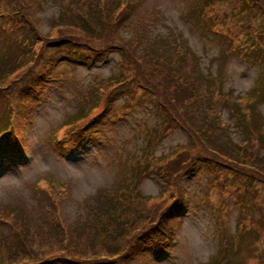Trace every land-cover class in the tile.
I'll list each match as a JSON object with an SVG mask.
<instances>
[{
    "label": "rangeland",
    "instance_id": "374dc122",
    "mask_svg": "<svg viewBox=\"0 0 264 264\" xmlns=\"http://www.w3.org/2000/svg\"><path fill=\"white\" fill-rule=\"evenodd\" d=\"M25 1L35 10L40 30L46 32L58 19L61 0ZM204 1L143 0L137 5L133 0V13L120 19L116 29L128 44H138L148 71L152 72L163 60L168 69L181 74L183 84L188 83L197 91V100L187 111L180 112L193 109L189 120L196 128L203 125L202 111L211 105L209 100L218 99L213 91L241 96V106H233L232 110L222 102L219 119L226 125L214 129V139L206 138V143L215 148L216 138L226 144L229 154L233 152L232 144L243 145L238 150L240 160L264 173V39L259 34L264 15L259 14L255 20L249 17L251 11L261 10L260 3L255 6L247 0H214L216 10L212 12L208 9L211 2ZM196 4H200L196 11L203 16L202 21L194 13ZM215 17L223 22L215 23ZM22 32L29 35L30 30L9 27L0 19V54L5 49L10 54L18 53L15 41ZM51 48L52 44H48L47 55ZM58 48V61L45 75L39 91L33 89L36 84L32 78L21 83L15 94L17 127L20 129L23 122L26 125V135L21 140L25 146L13 162L7 157L0 159V207L11 206L29 216H39L44 200L32 191L34 180L51 177L67 184L61 215L72 224L80 223L87 213L88 219H94L96 229L107 220L102 210L94 212V195L101 196L100 204L108 193H117L120 200L115 199L110 209L129 199L132 208L120 217L123 229L117 226L122 235H127L129 226L135 228L143 218L159 213L158 209H150L153 201L166 203L174 190L156 165L138 168L135 160L160 161V156L172 152L174 146L193 152L203 147L195 143L198 141L191 142L190 132L179 126L156 140L155 129L165 115L149 97L132 100L129 85L117 92L93 124V134L73 140L70 139L75 135L69 134L67 139L56 141L59 127L88 107L96 84L113 74L120 63L118 58H122L121 51L112 48L103 59L67 61V49ZM155 58L160 62L153 67ZM209 89L212 91L205 94ZM230 100L235 102L236 98ZM4 104L0 91V124H4ZM80 123L76 122L75 127ZM252 140L259 147L256 154L246 159ZM7 146H3L5 151ZM222 147L225 148L223 144ZM226 175L232 174L213 172L200 158L180 173L181 206L179 212L173 210L175 215H170L169 222L173 237L161 242L159 250L137 248L123 257L122 264H264V184L234 173L221 189L218 183ZM150 197L154 199L143 205L142 200ZM97 214L104 216L100 223L96 222ZM13 218L5 215V220ZM6 224L0 223V244L13 238ZM118 231L114 233L120 239ZM0 247L13 249L12 245ZM118 260L119 257L111 259L108 264H119Z\"/></svg>",
    "mask_w": 264,
    "mask_h": 264
},
{
    "label": "trees",
    "instance_id": "16d2710c",
    "mask_svg": "<svg viewBox=\"0 0 264 264\" xmlns=\"http://www.w3.org/2000/svg\"><path fill=\"white\" fill-rule=\"evenodd\" d=\"M132 1L61 0L58 19L54 20L50 31L45 34L36 31L31 23L27 21L30 16V19L36 22L34 9L29 8L28 11L20 12L19 16L25 17V25L33 34L36 32L39 37V40H37L39 46L35 53L31 54V58H29L30 52L27 49L26 42L21 45V47L25 46L26 48L24 54H10L5 51L2 53L3 64H0V69L3 70H0V76L3 82H7V88L0 85V90L3 91L1 93L10 98L11 94L7 89L11 90V86H18L22 83L21 81L29 77L37 78V69L45 68V62L49 61L45 51L48 44L55 46L56 42H65V46L71 47L73 54L81 58L104 57L112 48H116L121 51V63L123 65L119 72L116 70L115 74H110L105 81L96 84V90L101 92L98 97L96 92L95 113L106 107L109 98L117 89L132 80L128 83L132 100L136 101L143 97H149L163 109L166 124L160 130L166 131L171 127L179 126L190 132L191 142L198 141L195 143H199L203 148L193 152L181 146L172 161L169 160L160 165L156 159L153 160V163L157 164L156 170L172 182L174 186L173 197L168 199L166 203H158V200L153 201L150 209L153 212L156 211L154 209H158L159 213L155 217L149 215L148 218H143L135 228L127 224L129 226L127 235H122L117 226L120 227V230L123 229V222L120 217L129 213L132 202L128 200L127 203H122L118 208L110 209L109 205L114 203L115 199L120 200L117 193L105 195L103 197L105 201L96 208L102 210L103 215L107 218L98 229H96V223L86 226V223L72 224L70 221L65 220L66 225L62 221L63 217L60 216L62 193L59 192L58 194L54 186L43 187L38 190V195L44 200V209L37 217L29 216L15 207H4L0 211L3 215V218H0V223H3V219L7 214L15 217L11 221L7 220L6 224L9 226L13 238L9 243H1L0 245L5 247L12 245L13 249L6 250L0 247V264H108L111 259L117 257H119V264H122L123 257L133 254L139 247L157 249L160 242L171 239L170 215L174 216L177 209L179 212L181 206L178 193L180 173L186 171L198 158L201 162L207 164L213 172L222 171L223 174L226 172L232 174L222 178L221 182L218 183L221 187L231 180L234 173L256 178L264 184V173L259 172L256 168L252 169L245 166L242 163L243 161L240 160L239 155L241 153L238 150L243 148V145L239 143L232 144L231 150L233 152L230 154L233 157H230L225 143L216 141V138L214 140L215 148L206 143V138H211L214 129L223 124L222 121L218 120V117L212 116L214 112L213 104L216 99L209 100L211 105L206 106L202 111L203 125L200 123L199 127L196 128L189 120V114L194 110L191 109L184 114L180 112L187 111L190 104L197 100V91L188 83L183 84L181 74L168 69L166 63L162 62L163 60H160L161 63L159 64L160 61L155 58L153 67L159 65L152 72L148 71L149 68L144 57L138 52V44L134 42L128 44L119 35L116 25L132 6ZM247 1L255 4V6L260 3V11L250 12V17H253V20L259 14L264 15V0ZM207 2L213 4L214 0L204 1L205 4ZM211 3L209 7H212ZM0 18L9 27H15V23L19 24L18 21H22V18H13L12 21L3 17ZM55 24H58V26ZM260 25V34L264 39V19L260 20ZM106 31L109 33L107 34ZM54 33L57 35H54ZM87 54L89 55L87 56ZM129 64L131 65V73L121 78L125 76L124 68H127ZM80 101L85 104V101ZM89 108L90 106L86 111ZM205 115H210L212 118L207 120ZM250 143L251 147L247 148L246 159H250L256 154L259 147V144H253V140ZM222 144L225 148L222 147ZM136 162L138 168H145L148 165V162L144 165L140 160ZM263 219L264 215H262L261 221ZM17 223L20 224L19 227ZM116 230L121 234L120 239L114 233ZM115 245H117V249L112 251H118L119 255L110 258L107 254L112 253L110 249Z\"/></svg>",
    "mask_w": 264,
    "mask_h": 264
}]
</instances>
